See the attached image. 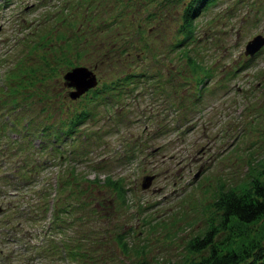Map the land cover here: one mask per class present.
<instances>
[{"label":"rangeland","instance_id":"1","mask_svg":"<svg viewBox=\"0 0 264 264\" xmlns=\"http://www.w3.org/2000/svg\"><path fill=\"white\" fill-rule=\"evenodd\" d=\"M77 2L0 0V85L16 60L24 57L21 65L26 67L37 60L38 52L32 60L26 57L24 40L32 39L30 35L35 45L46 39L54 43L58 48L53 55L72 56L75 65L91 68L99 79L98 86L114 85L120 77L124 81L126 70L137 72L140 67L161 72L157 73L161 78L145 84L130 76L123 83H129L131 91L115 92L110 99L99 96L77 100L70 98L74 87L62 77L71 66L67 61L59 63L48 77L52 90L49 88L50 95L43 99L45 108L39 117L46 123L66 117L57 107L89 109L76 124L74 159H61L59 163L58 153L50 155L49 144L56 142L52 141V132L44 135L45 151L31 156L28 153L32 146H38L37 138L28 146L26 141L21 144L20 139L13 140L21 137L19 133L0 130V264H133L139 257L150 262L161 259L184 264L197 259L200 253L190 251L186 243L211 220L218 221L213 200L220 189L219 179L224 187L236 185L249 177V161H264V43L251 57L243 52L248 39L255 33L264 34V0L201 4L203 9L194 17V23L195 34L203 41L196 43L191 52L196 51L206 61L212 77L197 99L193 87H189L191 83L186 81L192 71L191 62L183 54L178 56L170 44L181 21L179 4L165 5L167 14L155 15L148 24L143 23L141 29L158 54L138 62L133 52H115L120 45H127L123 39L131 33L130 15L138 12V4L131 5V11L120 18L121 27L105 29L107 23L103 21L122 4L119 6L115 0H81L75 6ZM60 12L58 23L55 16ZM50 14L52 18H47ZM53 24L58 26L54 31L49 29ZM75 32L80 36L79 49L71 48L68 54L59 51L65 45L57 39L59 33L70 35L75 44ZM45 109L57 110L50 117ZM3 119L9 123L4 114L0 115ZM57 141L67 156L69 142ZM71 164L86 178L121 177L126 203L120 202L107 184L86 181L91 189L85 190L91 192V203L97 200V205L62 213L65 218L59 221L60 227L50 229L47 237L57 243L54 251L53 247L46 250L33 246L31 250L30 244H43L47 239L42 214L66 196L67 189L59 193L54 184L57 174L63 179ZM18 168L25 173L16 171ZM145 174L152 177L142 188ZM43 186L48 188L46 193L41 192ZM225 231L222 229L216 237ZM117 232L129 245L126 251L117 241ZM63 242L67 250L77 242L81 244L78 261L70 254L64 257Z\"/></svg>","mask_w":264,"mask_h":264},{"label":"trees","instance_id":"2","mask_svg":"<svg viewBox=\"0 0 264 264\" xmlns=\"http://www.w3.org/2000/svg\"><path fill=\"white\" fill-rule=\"evenodd\" d=\"M95 0H89L91 3ZM99 0H97L98 2ZM105 0H102L104 2ZM117 4L121 7L116 8V10L111 12L106 20L103 21L102 24H106L105 29H112L114 27H121L122 21L120 18L127 15V12H130L131 5H137V11H133L131 16V24L132 28L131 33L127 31L128 37L123 39V43H127V45H120V48H116V55H120L122 51L128 50L127 55L133 52V58L138 62L142 61L143 58L147 56H155L157 51L153 48V44L149 43L147 37L144 34L143 23L148 24L149 21L153 19L155 15L159 14H167V9L165 5L179 4L180 10V22L177 24V29L173 33V39L171 47L178 52V56H182V54L186 57L188 62H191L192 71L188 74L186 81L189 84V87H193V91L195 93L194 98H199L201 96V90L207 83L206 81L210 80L212 77L211 67L206 63V61H202L201 58L196 51L191 49L198 42L203 41L200 35L195 34L197 31L195 29L194 17L198 15L199 11H201L204 2L205 4H210L215 0H115ZM115 7V4H113ZM142 11L141 15L138 13ZM109 11H107L108 13ZM135 13V15L133 14ZM174 14H172L173 16ZM140 16V17H139ZM58 19V23H60V16H55ZM168 18V17H167ZM127 24V23H126ZM126 24H123L126 26ZM135 24V25H133ZM73 26V25H72ZM54 28H58L57 24L51 25L50 30L54 31ZM76 28V27H75ZM74 28V30H75ZM40 30V29H38ZM78 30V28H76ZM123 34V33H121ZM126 34V35H127ZM57 39L60 42H65L64 47L60 48L59 51L66 53L72 48L74 50H78L80 43V36L74 33L73 36L75 44L71 41L70 35H65L59 33ZM33 37V36H31ZM138 37L139 39H135ZM201 39V40H200ZM48 39L45 42H41L39 45H35V38H33L32 42L28 45L26 57L30 60L35 58L34 52H38L40 54L37 55V60L33 62L32 66H24L21 65L22 61L25 60L24 57L20 58L16 61V67L14 69H10L9 72L5 74L4 81L0 85V103L5 105L6 111L13 113V122L15 123V129L18 131L17 134L21 136L18 138L17 136L13 139L14 141L20 139V143L26 141L28 146L33 145L31 139L27 137L28 135L37 136L39 140L38 146H32V149L29 151V155H41L45 151V143L47 136H44L48 132H52V141H56L54 144H49L50 155L53 156L54 153L59 159H74L76 157V153L72 151L70 147L68 152H66L67 156L63 154V150L61 151L60 144L57 140L61 142L67 143V141L72 145V140L76 138V133L78 131V127L76 124L82 119L89 109H77L75 106H72L71 109L69 107H57L58 111L65 112L66 117L59 116L56 121H48L46 123L43 122V118L39 117V114L43 112L42 110L45 108L42 104L45 102L43 99L48 97L50 92L49 88L52 90V86L49 85L50 77L53 73H55V68H57L60 64L68 62L69 66L75 65L72 56L66 58H61L57 55H53L56 52L55 44H49ZM58 43V42H56ZM122 43V44H123ZM191 43L189 46L188 44ZM58 45V44H57ZM135 50V52H134ZM68 54V53H67ZM77 55V53H76ZM112 59V55L108 54ZM107 55V56H108ZM34 56V57H33ZM106 56V57H107ZM29 60V61H30ZM105 61H107L105 59ZM31 62V61H30ZM143 64V63H142ZM45 65V68L43 66ZM145 65V64H143ZM142 65V66H143ZM128 73H123L124 81L130 79V76L137 77L140 80L142 79L145 84L154 83L155 77L156 79L161 78L158 76L161 73L159 71L145 70L144 67H140V69L136 72L130 70H126ZM158 77V78H157ZM121 77L114 82L116 84H105L92 88L90 91L83 93L82 95L78 94L75 97L70 96L71 99L83 100L92 98L98 99L100 96L101 99H110L115 95V92L120 93L127 90L125 89L126 85L129 83H123ZM101 83V82H100ZM160 83V82H159ZM151 87L155 88L156 86L151 85ZM116 89V90H115ZM133 89V88H132ZM152 91V88H150ZM3 91V92H1ZM111 91V92H109ZM37 103H40L41 106L37 107ZM55 109V110H57ZM55 110H47V115L53 117ZM152 112V111H151ZM153 113V112H152ZM64 118V119H63ZM0 127L4 128L6 121L0 122ZM28 134V135H27ZM19 144V143H17ZM19 144V146H21ZM59 144V145H58ZM26 145V146H27ZM79 156V155H78ZM80 158V157H79ZM26 161V160H25ZM262 161V160H261ZM264 162V161H263ZM259 162V160L249 161L248 164V174L244 180H241L240 183L224 187L221 184V178L218 181L219 190L213 200L214 208L217 209V220L216 222L210 221L208 226L204 228L201 232L194 234L193 236L187 240L186 243L187 248L193 252H199V257L197 259H191L190 261L184 264H264V163ZM35 165V164H33ZM20 171V173H25L24 169H17L16 171ZM66 176L62 179L61 175L58 176V192H64L67 189L66 196H62L55 202V207L53 208L52 218L53 230H57L59 228V221L65 218L62 216L63 214L71 213L73 210H80L87 205L96 206L97 200L94 203H91V199H93L90 195L91 192L85 190L91 189V184H107L109 191L114 192L115 196L122 203H126V187L124 182H121V177H113L112 175H107L104 179H99L98 177L94 178H86L85 174L81 172H77L75 167L70 166L67 167ZM29 176V175H25ZM89 182L91 184L85 185V183ZM44 188L41 192L46 193L48 188L43 186ZM100 201H98L99 203ZM45 213V211H44ZM42 214V213H41ZM42 216H44L42 214ZM223 230L225 234L221 237H216L217 234ZM116 235L117 241L122 245L123 250H127L129 245L127 242L122 239V235L120 232H117ZM52 241H50L49 248L55 247V244L51 246ZM80 243H77L76 246H80ZM53 249V248H52ZM82 249V248H81ZM72 254H75L73 251ZM82 256H85L84 252L80 253ZM87 264V263H82ZM133 264H181L174 260H154L148 261L145 257H139L136 262Z\"/></svg>","mask_w":264,"mask_h":264},{"label":"water","instance_id":"3","mask_svg":"<svg viewBox=\"0 0 264 264\" xmlns=\"http://www.w3.org/2000/svg\"><path fill=\"white\" fill-rule=\"evenodd\" d=\"M264 43V34L255 33L245 42V50L244 52L253 54L256 49H260V46ZM63 77L65 78V82L67 85H72L74 89L70 90V96L75 97L78 94L82 93L89 87L93 86L96 83V78L94 72L86 66L77 65L73 66L70 69H66L63 73ZM151 175H146L142 178V182L140 183L141 187L144 188L149 185V181L151 179Z\"/></svg>","mask_w":264,"mask_h":264}]
</instances>
